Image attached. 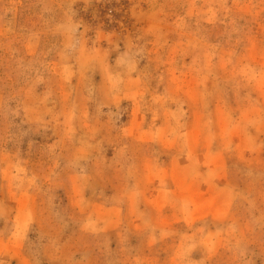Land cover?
<instances>
[{"label":"rangeland","instance_id":"374dc122","mask_svg":"<svg viewBox=\"0 0 264 264\" xmlns=\"http://www.w3.org/2000/svg\"><path fill=\"white\" fill-rule=\"evenodd\" d=\"M0 264H264V0H0Z\"/></svg>","mask_w":264,"mask_h":264}]
</instances>
